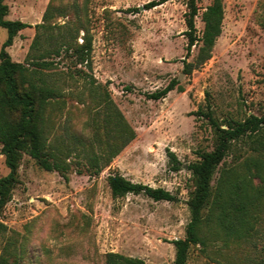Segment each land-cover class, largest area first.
Here are the masks:
<instances>
[{
    "label": "rangeland",
    "instance_id": "374dc122",
    "mask_svg": "<svg viewBox=\"0 0 264 264\" xmlns=\"http://www.w3.org/2000/svg\"><path fill=\"white\" fill-rule=\"evenodd\" d=\"M149 1L54 0L48 23L71 20L70 26L81 29L79 43L88 29L93 50L90 66L63 54L42 75L61 93L48 109L46 136L65 150L69 180L23 156L20 183L1 214L8 229L0 237V251L10 264H106L108 252L172 263L171 241L185 236L191 218L189 164L199 150L214 147L211 126L195 112L210 104L221 122L264 113V0H224L222 32L211 57L201 64L202 42L187 56L186 0L144 8ZM212 1L198 0L199 35L202 13ZM5 2L8 19L31 25L8 47L13 60L28 64L35 25L43 22L51 0ZM134 7L140 10H130ZM64 31L54 29L55 34ZM7 35L0 26V49ZM186 63L195 65L191 73L185 72ZM172 79L183 90L175 88L160 100L145 96ZM120 121L135 132L124 146L116 139ZM169 149L180 161L179 170L171 168ZM93 157H98L99 173L90 166ZM236 158L230 154L222 165L232 166ZM8 172L0 144V177ZM113 173L165 188L177 200L155 201L142 193L115 198L108 184ZM188 264H264V209L247 239L193 245Z\"/></svg>",
    "mask_w": 264,
    "mask_h": 264
},
{
    "label": "trees",
    "instance_id": "16d2710c",
    "mask_svg": "<svg viewBox=\"0 0 264 264\" xmlns=\"http://www.w3.org/2000/svg\"><path fill=\"white\" fill-rule=\"evenodd\" d=\"M167 0H151L144 8L151 9ZM185 13L187 56L192 48L202 42L197 64L211 57V51L222 32L224 21V0H213L202 13L204 29L198 33L196 18L200 11L198 0H186ZM54 0L46 9L43 22L37 23L36 34L30 47L28 64L12 59L8 47L21 30L31 26L22 20L8 19L9 6L0 0V26L7 29L8 35L0 49V144L9 168L8 174L0 177V237L7 232V225L1 214L11 200L13 191L20 183L19 167L24 155L30 156L45 170L57 171L69 180V164L63 158L65 150L48 140L47 114L52 102L61 96L60 91L48 83L42 75L58 64L57 57L65 54L76 58L77 64L90 66L93 50V37L84 30L83 42L77 41L81 29L64 25H51ZM139 11V7L130 9ZM64 14H67L64 11ZM65 29L63 34H55V28ZM193 63H186L185 72L191 73ZM85 76L83 69H77ZM131 90L130 87H127ZM183 90L177 79H172L165 87L146 92L152 100L165 98L170 91ZM204 118L214 133V147L199 150L198 159L189 164L194 179V190L188 201L191 218L186 226L185 236L173 239L175 258L170 264H188L193 245H208L213 240L229 243L236 239L245 240L251 234L255 223L259 222L264 209V113L249 114L243 119L219 121L210 104L195 112ZM121 117V115H119ZM121 119V118H120ZM225 125V126H224ZM116 139L123 146L135 138V132L124 121L118 122ZM235 154L237 162L229 167L223 166L226 158ZM171 168L180 169L176 153L168 150ZM112 157H108L107 164ZM222 165V166H221ZM95 173L101 171L98 157L90 159ZM219 178L214 182L217 172ZM108 184L113 197L129 193L145 194L155 201H176L171 191L162 187H152L134 182L120 173L108 176ZM0 264H10L6 252L0 251ZM106 264H153L138 257L126 256L117 252L106 254Z\"/></svg>",
    "mask_w": 264,
    "mask_h": 264
}]
</instances>
